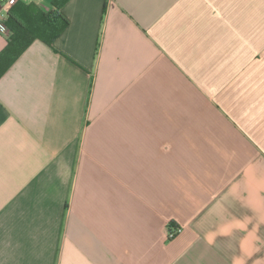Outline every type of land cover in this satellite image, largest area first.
I'll use <instances>...</instances> for the list:
<instances>
[{"label":"crops","instance_id":"obj_1","mask_svg":"<svg viewBox=\"0 0 264 264\" xmlns=\"http://www.w3.org/2000/svg\"><path fill=\"white\" fill-rule=\"evenodd\" d=\"M54 1L0 79V264H264V0L16 4Z\"/></svg>","mask_w":264,"mask_h":264},{"label":"trees","instance_id":"obj_2","mask_svg":"<svg viewBox=\"0 0 264 264\" xmlns=\"http://www.w3.org/2000/svg\"><path fill=\"white\" fill-rule=\"evenodd\" d=\"M63 4L61 1L42 6L17 3L12 7L6 22L12 35L6 48L0 53V79L35 40L53 46L69 26L68 19L61 13Z\"/></svg>","mask_w":264,"mask_h":264},{"label":"built area","instance_id":"obj_3","mask_svg":"<svg viewBox=\"0 0 264 264\" xmlns=\"http://www.w3.org/2000/svg\"><path fill=\"white\" fill-rule=\"evenodd\" d=\"M17 0H0V32L6 36L11 35V31L6 25L10 8L16 4ZM179 234L177 227L170 226L168 229V239L172 240Z\"/></svg>","mask_w":264,"mask_h":264}]
</instances>
